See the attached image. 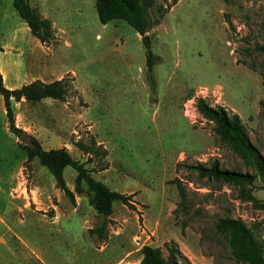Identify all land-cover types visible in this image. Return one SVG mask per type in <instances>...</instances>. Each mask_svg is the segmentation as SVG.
<instances>
[{"label": "rangeland", "instance_id": "obj_1", "mask_svg": "<svg viewBox=\"0 0 264 264\" xmlns=\"http://www.w3.org/2000/svg\"><path fill=\"white\" fill-rule=\"evenodd\" d=\"M30 4L51 22L54 39L41 44L12 0H0L5 83L13 90L65 79L68 95L12 99L16 127L46 150L66 148L111 190L134 195L135 210L115 202L104 218L87 190L75 189L73 168L64 171L71 199L38 158L27 163L0 95V264H140L144 246L167 257L166 244L188 259L181 264H237L214 226L226 218L251 226L264 221V210L242 202L237 188L200 177L196 167L217 163L256 175L252 195L262 203L264 179L220 142L196 100L238 115L264 157V53L257 50L264 46V0H156L150 16L158 24L148 33L153 78L142 37L123 21L101 24L96 0ZM77 142L95 149L94 142L107 156H86ZM174 180L188 192V216L176 217Z\"/></svg>", "mask_w": 264, "mask_h": 264}, {"label": "trees", "instance_id": "obj_2", "mask_svg": "<svg viewBox=\"0 0 264 264\" xmlns=\"http://www.w3.org/2000/svg\"><path fill=\"white\" fill-rule=\"evenodd\" d=\"M12 2L14 9L28 26L32 36L43 45L49 44L54 39L51 22L41 17L31 6L30 0H12ZM155 3L156 0H96L95 4L101 24L123 21L142 37L150 76L156 64V57L152 52V41L148 35L153 26L158 24L152 21L150 16V10ZM257 50L264 53V46L258 47ZM2 51L3 49L0 48V52ZM0 95L4 100L10 132L19 137L23 131L16 127L11 100L14 99L16 102L25 100L29 103H39L45 99L65 101L68 87L65 79H61L49 83L35 81L12 90L5 86L0 72ZM196 108L206 121L214 125V133L220 142L229 147L247 167L254 169L264 179V157L251 143L241 118L236 114L229 115L223 107H211L202 98L196 100ZM262 114L264 117V102H262ZM32 140L33 148L22 147L27 153V163L38 158L40 164L53 175L57 188L64 191L71 199H73V192L68 188L64 177V171L68 167L73 168L77 174L75 189L77 191L83 188L87 190L89 205L96 210L98 215L109 218L114 212L115 202L121 203L132 211L135 210L132 201L134 195L118 193L97 181L92 176V172L86 168V163L75 160L66 148L46 150L37 139L32 137ZM74 146L86 156L92 153L101 157L107 156V151L94 142L95 149L81 142L75 143ZM92 160L93 157H90L87 162L91 163ZM106 169L107 167H101L99 171ZM196 171L200 177L214 183L237 188L239 199L242 202H254L257 209L264 210V203L256 201L252 195V187L257 180L256 175L222 170L217 163L209 168L199 165ZM173 184L177 186L181 198L176 217L179 218L180 212L188 216L191 210L188 192L180 180H174ZM181 225L183 231L188 227L185 221H182ZM214 227L217 234L226 238L231 256L237 264H264V221L249 226L240 219L226 218L219 219ZM165 247L168 252L167 257L161 248L144 246L141 251L143 258L140 264H181V261L188 263V259L173 244H166Z\"/></svg>", "mask_w": 264, "mask_h": 264}, {"label": "water", "instance_id": "obj_3", "mask_svg": "<svg viewBox=\"0 0 264 264\" xmlns=\"http://www.w3.org/2000/svg\"><path fill=\"white\" fill-rule=\"evenodd\" d=\"M154 98V97H153ZM155 99V98H154ZM18 141L23 144L24 146H27L29 148H33L34 144H33V140L32 137L27 133V132H23L19 137H18Z\"/></svg>", "mask_w": 264, "mask_h": 264}, {"label": "crops", "instance_id": "obj_4", "mask_svg": "<svg viewBox=\"0 0 264 264\" xmlns=\"http://www.w3.org/2000/svg\"><path fill=\"white\" fill-rule=\"evenodd\" d=\"M0 71H1V70H0ZM1 74H2V76H3V80H4V74H3V72H2V71H1ZM4 84H5V86H6V87H8V86L6 85V83H5V80H4ZM28 84H29V83H28ZM8 88H10V89H11L12 87H8ZM68 188H70V187H68Z\"/></svg>", "mask_w": 264, "mask_h": 264}]
</instances>
